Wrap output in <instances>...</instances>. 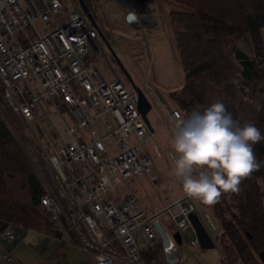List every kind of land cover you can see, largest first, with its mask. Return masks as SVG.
Returning a JSON list of instances; mask_svg holds the SVG:
<instances>
[{
	"label": "built area",
	"instance_id": "1",
	"mask_svg": "<svg viewBox=\"0 0 264 264\" xmlns=\"http://www.w3.org/2000/svg\"><path fill=\"white\" fill-rule=\"evenodd\" d=\"M129 5L127 19L137 25ZM97 54V31L78 2L0 0V78L7 103L28 123L40 202L55 230L43 234L81 248L92 264H100L98 257L103 264H146L143 246L160 238L157 224L165 227L163 211L150 213L137 196L139 181L156 178L147 149L154 134L134 90L100 75ZM167 116L183 119L177 108ZM164 211L178 229L191 225V212L204 216L211 237L218 236L198 201L184 196ZM15 226L5 223L0 235L14 240Z\"/></svg>",
	"mask_w": 264,
	"mask_h": 264
},
{
	"label": "trees",
	"instance_id": "2",
	"mask_svg": "<svg viewBox=\"0 0 264 264\" xmlns=\"http://www.w3.org/2000/svg\"><path fill=\"white\" fill-rule=\"evenodd\" d=\"M163 1L184 73L183 83L168 95L184 119L220 101L241 126L251 122L264 134V0ZM84 3L98 20L96 1ZM98 25L109 41L110 32ZM6 103L0 78V219L52 234L53 220L40 202L41 181L5 121ZM254 148L260 169L242 181L238 193L224 194L210 206L222 229L218 264H249L248 251L258 255L264 250V141ZM142 259L166 263L160 238L143 246Z\"/></svg>",
	"mask_w": 264,
	"mask_h": 264
},
{
	"label": "rangeland",
	"instance_id": "3",
	"mask_svg": "<svg viewBox=\"0 0 264 264\" xmlns=\"http://www.w3.org/2000/svg\"><path fill=\"white\" fill-rule=\"evenodd\" d=\"M75 1L78 2V0H73V2ZM95 1L98 20H94L97 27L101 30L99 23L103 30L106 29L111 34L108 37L109 41H104L96 29L97 27H94L97 31V43L101 50L100 55L94 56L98 72L106 81L114 80L115 74H118L125 86L133 90L127 73L134 83L144 90L151 102V109L147 117L154 128L152 132L154 135L148 140L147 149L151 153L157 178L151 179V175H148L136 186L137 196L139 199H143L144 205L150 208L153 206L154 210L163 211L162 217L170 235L177 231L181 236L180 243H177L172 237L173 249L176 250V261L165 264H218L220 259L218 238L222 235V229L219 219L210 207L198 202L199 206L205 209L216 222L220 235L214 239L215 246L207 249L200 247L199 243L191 242L196 236L192 225L178 229L174 226L168 213L164 211L176 198L184 197L179 182L171 174L175 153L170 141L175 123L167 116V111L176 108L170 100L168 92L183 83L184 73L172 40V29L166 16L167 6L163 0H147L151 7L146 8L140 4L141 0H132L130 3H133L139 19V24L136 25L127 19V14L131 11L130 3H126L124 0ZM145 9L146 11H144ZM148 13L152 15V18L150 20L148 17L143 19V16ZM135 16L132 15V18L137 22ZM106 42L113 49L116 57L120 59L126 73L122 71ZM227 52L233 57L229 48H227ZM6 105L9 113L4 116L5 121L17 141L27 152L32 168L39 178L34 163L35 156L30 154L33 142L28 130V123L22 120L8 103ZM260 111L264 115V96L261 98ZM51 117L55 123L59 122L57 116L52 115ZM20 181L21 179H17L15 185H18ZM21 192L26 194V189ZM201 219L206 225V218L202 216ZM139 242L144 244L145 240L140 237ZM246 256L249 259V264H259L258 255L248 251Z\"/></svg>",
	"mask_w": 264,
	"mask_h": 264
},
{
	"label": "clouds",
	"instance_id": "4",
	"mask_svg": "<svg viewBox=\"0 0 264 264\" xmlns=\"http://www.w3.org/2000/svg\"><path fill=\"white\" fill-rule=\"evenodd\" d=\"M261 141L264 134L259 128L251 122L241 126L225 104L216 101L175 123L171 174L186 198L214 206L222 195L238 193L242 181L260 169L254 146ZM103 179L111 186L109 177ZM98 260L103 264V257Z\"/></svg>",
	"mask_w": 264,
	"mask_h": 264
},
{
	"label": "crops",
	"instance_id": "5",
	"mask_svg": "<svg viewBox=\"0 0 264 264\" xmlns=\"http://www.w3.org/2000/svg\"><path fill=\"white\" fill-rule=\"evenodd\" d=\"M115 76L119 78L118 74ZM155 174L157 178L156 171ZM182 198L183 196L176 198L174 202ZM140 201L144 205L143 199ZM144 207L150 213L161 212L154 210L153 206L150 208L144 205ZM162 215L163 212L160 216L165 226ZM3 226L4 221L0 219V232ZM14 233L16 237L12 241L0 235V264H92L89 255L77 246L57 241L41 232L20 225L14 227ZM166 262H168L167 258Z\"/></svg>",
	"mask_w": 264,
	"mask_h": 264
},
{
	"label": "water",
	"instance_id": "6",
	"mask_svg": "<svg viewBox=\"0 0 264 264\" xmlns=\"http://www.w3.org/2000/svg\"><path fill=\"white\" fill-rule=\"evenodd\" d=\"M78 3L80 5L81 9L83 10L84 14L86 15V17L88 18V20L92 24V26L97 27V23L94 20L90 9H88L86 4L84 3V0H78ZM148 16L151 17L152 15L143 16V19H147ZM99 34L102 37V39H104V41H106L104 36L102 35L101 31H99ZM107 46L109 49H111V52L114 55V57L116 58V60L118 61L122 71L126 73V70H125L123 64L121 63L120 59H118L116 57L113 49L110 47V45L108 43H107ZM126 75L130 81V84L132 85L134 92L136 93L137 108L140 111L141 116H142L144 122L146 123L148 129L151 132H153L154 129H153L148 117H147V114H148L149 110L151 109V102H150L149 98L147 97L146 93L144 92V90L140 86L136 85L134 83V81L128 76L127 73H126ZM189 217H190V222H191V225L195 231V235L197 237V240H198L200 247H202L204 249L213 248L215 246V241L211 237V235L209 234V232H208L207 228L205 227L201 218L195 212H191ZM156 227H157V231H158V234L160 236V239L162 241V245H163V249H164V253L166 255L167 261L168 262L176 261V259H177L176 258V250L173 249L172 237L177 243H180L181 242V236H180L179 232L175 231L172 235H170L169 231L165 227H163L162 225L157 224ZM258 256H259V259L261 260V262L264 264V250L259 251Z\"/></svg>",
	"mask_w": 264,
	"mask_h": 264
},
{
	"label": "bare ground",
	"instance_id": "7",
	"mask_svg": "<svg viewBox=\"0 0 264 264\" xmlns=\"http://www.w3.org/2000/svg\"><path fill=\"white\" fill-rule=\"evenodd\" d=\"M124 1H127V3H130L132 0H124ZM133 4V3H132ZM140 4L146 8H150L151 7V4L150 2H148L147 0H141L140 1ZM133 6V5H132ZM146 10V9H145ZM149 17V16H148ZM151 17H149V20H150Z\"/></svg>",
	"mask_w": 264,
	"mask_h": 264
}]
</instances>
